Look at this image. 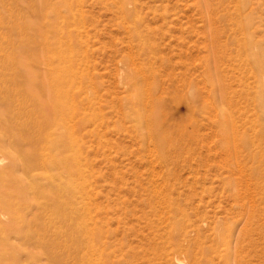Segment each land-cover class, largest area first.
Instances as JSON below:
<instances>
[{"label": "rangeland", "instance_id": "obj_1", "mask_svg": "<svg viewBox=\"0 0 264 264\" xmlns=\"http://www.w3.org/2000/svg\"><path fill=\"white\" fill-rule=\"evenodd\" d=\"M62 1L0 0V264H264V0ZM67 42L79 231L45 140Z\"/></svg>", "mask_w": 264, "mask_h": 264}, {"label": "bare ground", "instance_id": "obj_2", "mask_svg": "<svg viewBox=\"0 0 264 264\" xmlns=\"http://www.w3.org/2000/svg\"><path fill=\"white\" fill-rule=\"evenodd\" d=\"M77 0H63V6L67 8V10H71V4L73 2H76ZM240 2V0H238ZM58 11V12H57ZM57 16L61 17L59 9L56 10ZM69 18V17H68ZM71 18L74 21L75 20V15L71 14ZM63 19V17H62ZM68 20V19H66ZM65 21V20H64ZM56 31L60 29L58 25H55ZM68 36H71V32L68 33ZM58 48L62 45L58 42ZM66 46V47H65ZM65 49L62 51L60 49H57L58 51H54L52 54H56L58 61L63 64V70L65 71L64 73H61V69L58 70V73L54 76L53 82H52V89L55 91V100L56 102L62 103L63 109L57 114H53L52 118H49V123L50 127L48 128V132L45 134V140L47 143L49 142V147L57 151L58 153H64V158H61L60 164L63 166L67 165H75V171L74 173L71 171L72 174L69 175V177L65 178L64 181L59 179L56 182V185L52 184L54 186V192L49 194L50 197H55L56 194L58 193L57 191L61 189L68 190L70 192H78V185L82 183L80 179H83V171L80 169L78 165H80V156L78 152L75 149V144H76V139H75V130L73 132L74 127L76 126L74 123L71 125L70 122L72 121L73 118V113L75 106L71 101L73 99H70V94L72 91V87L75 84L74 82V73H73V64L72 66L68 64V62H72L71 59H69L70 54L75 53V50L71 47V44L68 42L65 45ZM53 56V55H51ZM67 71V72H66ZM135 87V86H134ZM137 90V89H136ZM37 102V101H36ZM38 103V102H37ZM130 105V104H129ZM132 106L131 108H133ZM43 110H45L43 106ZM56 113V112H55ZM47 114V113H44ZM85 116V115H84ZM133 116L135 119L139 118V111L137 109H133ZM85 118V117H84ZM84 120V119H83ZM74 121V120H73ZM72 121V122H73ZM71 122V123H72ZM54 128L59 129L60 132L53 136L51 133ZM148 130V129H147ZM54 132V131H53ZM149 133V132H148ZM75 149V150H74ZM52 166V163H46V161L43 163V166ZM68 167V166H67ZM76 175V177L74 176ZM82 177V178H81ZM17 180V179H16ZM18 181V180H17ZM19 182H22V179H20ZM28 190V189H26ZM39 190V189H38ZM43 191V190H42ZM64 191V190H63ZM40 194L42 192L39 190L38 191ZM44 192V191H43ZM60 192V191H59ZM38 193V194H39ZM76 193V192H75ZM63 194V193H62ZM60 198L55 197V203L56 204V212L54 213L56 216L60 217L62 221L67 223V226H69L72 230L79 231L78 229L82 228V230H87V223L86 219L84 217L85 215V208L87 207L86 202L84 203L85 197H82V204L84 205L83 207L77 208L75 205L70 209V213L66 211V207L68 206V203H62V201L59 200ZM86 205V206H85ZM82 212H81V211ZM69 222V223H68ZM89 243L90 250L94 251L96 249V243L95 240L89 239L87 242ZM87 264H98L97 259L95 258L91 259L89 258L87 260Z\"/></svg>", "mask_w": 264, "mask_h": 264}]
</instances>
